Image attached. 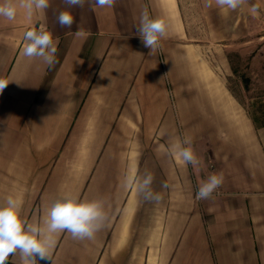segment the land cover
I'll use <instances>...</instances> for the list:
<instances>
[{
	"label": "crops",
	"instance_id": "crops-1",
	"mask_svg": "<svg viewBox=\"0 0 264 264\" xmlns=\"http://www.w3.org/2000/svg\"><path fill=\"white\" fill-rule=\"evenodd\" d=\"M145 9L167 24L155 52L137 34ZM40 28L57 46L53 66L23 55L24 33ZM194 41L181 0H49L31 18L0 17V202L22 199L41 227L64 195L101 200L107 214L91 240L55 234L38 264H264V96L241 102ZM185 137L196 166L167 151ZM149 172L159 202L125 187ZM212 174L223 183L197 200ZM6 264H23L19 252Z\"/></svg>",
	"mask_w": 264,
	"mask_h": 264
},
{
	"label": "clouds",
	"instance_id": "clouds-1",
	"mask_svg": "<svg viewBox=\"0 0 264 264\" xmlns=\"http://www.w3.org/2000/svg\"><path fill=\"white\" fill-rule=\"evenodd\" d=\"M85 2L86 0H65L69 7H83ZM115 2L116 0H94L95 5L100 8H111ZM213 2L222 11H234L247 3V0H205V6L212 7ZM48 7L49 0H0V17L14 20L18 10L23 9L25 15L31 18L35 12ZM249 11L254 15L258 14V7L253 5ZM57 20L61 27L71 28L73 24V16L69 11L60 12ZM76 34L79 36L83 33L78 31ZM137 34L143 45L149 48L150 52H155L160 47L161 39L166 38L167 24L161 18H151L145 9ZM23 39L25 57H40L49 66L57 62V46L49 31L44 28L31 29L24 33ZM8 84V81L0 79V92H3ZM191 144L190 137L177 139L168 146L167 151L178 163L196 166L199 161ZM153 180L154 176L150 172L143 176L129 174L125 177L124 184L125 187H135L137 193H142L146 201L159 202L162 195L152 191ZM222 183V175H210L198 187L196 199H210ZM162 187L167 188V183L162 184ZM22 203V199L12 196L0 202V264H6L8 257L17 252L23 264H38L37 258L51 261V250L56 245L55 234L69 232L75 239L91 240L107 221L103 201H82L78 197L64 195L52 204L44 226L41 227L27 222L22 217Z\"/></svg>",
	"mask_w": 264,
	"mask_h": 264
},
{
	"label": "rangeland",
	"instance_id": "rangeland-1",
	"mask_svg": "<svg viewBox=\"0 0 264 264\" xmlns=\"http://www.w3.org/2000/svg\"><path fill=\"white\" fill-rule=\"evenodd\" d=\"M253 5L258 14L249 11ZM181 8L190 37L229 90L244 103L263 97L264 0H247L234 11L214 2L206 7L205 0H181Z\"/></svg>",
	"mask_w": 264,
	"mask_h": 264
}]
</instances>
